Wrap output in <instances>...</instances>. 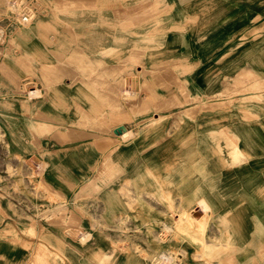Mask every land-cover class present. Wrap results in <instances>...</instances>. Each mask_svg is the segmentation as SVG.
<instances>
[{"label": "rangeland", "instance_id": "1", "mask_svg": "<svg viewBox=\"0 0 264 264\" xmlns=\"http://www.w3.org/2000/svg\"><path fill=\"white\" fill-rule=\"evenodd\" d=\"M1 53L0 264H264L215 201L264 179V0H0Z\"/></svg>", "mask_w": 264, "mask_h": 264}, {"label": "crops", "instance_id": "2", "mask_svg": "<svg viewBox=\"0 0 264 264\" xmlns=\"http://www.w3.org/2000/svg\"><path fill=\"white\" fill-rule=\"evenodd\" d=\"M107 126L111 127L112 125L110 124L106 125L105 128H107ZM115 126L117 129L119 128L118 124ZM90 132L91 131H87L86 134L92 136ZM143 139H144L143 136L142 138H138L136 140L137 143L135 146L139 147L140 146L139 142ZM97 141L102 143L103 158L106 157L108 154L110 155L111 153L110 140H108L106 136H102L97 138ZM84 156L86 159L89 158L96 159V164L100 163L102 160L101 155H97L94 152H88L84 154ZM152 167H156V165L152 164ZM222 170L217 171L215 177V194H216L215 201L217 204L223 205L222 211L221 212L217 211L216 219L219 220L220 216H223L222 218H225L224 217L225 215L227 219L230 216L229 214H225L230 211H228V209L227 211H225L224 208L225 204L228 203V200L225 201L224 199L225 198L224 190L227 189L225 188L226 185L231 183L232 185L231 187L233 189L231 202L234 204L235 207L238 206V208H234L231 216L233 220L238 218L237 221L238 220L241 221V223L239 224L240 240L238 242L234 241L232 243L231 245V247L233 248L232 250L254 254L253 256L254 258H257L258 260H262L264 262V255H263L264 254V191L263 194L259 197L258 196L255 197V195H253L252 192L256 187L255 186L256 182L259 181L258 182L259 185L264 184V179L259 178V180H256V175H255L256 170H255V166L253 165L247 164L234 168L231 174L226 176H224V172ZM204 202L207 203L206 201ZM246 226L248 229H245Z\"/></svg>", "mask_w": 264, "mask_h": 264}, {"label": "bare ground", "instance_id": "3", "mask_svg": "<svg viewBox=\"0 0 264 264\" xmlns=\"http://www.w3.org/2000/svg\"><path fill=\"white\" fill-rule=\"evenodd\" d=\"M90 1V0H89ZM12 2L13 3H15V4H17V3H20V0H12ZM110 2V1H109ZM60 3V2H59ZM86 2H84V4H85ZM91 3V2H90ZM82 4H83V2H82ZM90 4H88V5H86V6H89ZM92 5H94V4H92ZM103 5V4H102ZM85 6V5H84ZM8 7V6H7ZM24 7V6H23ZM23 7H19L20 8V11L21 12H25V8H23ZM57 8H58V6H57ZM49 9V8H48ZM24 10V11H23ZM121 10V9H120ZM19 11V12H20ZM27 11V10H26ZM50 18H54V19H56V18H58V19H60L59 17H58V15H57V13L56 12H52L51 13V17ZM126 19V18H125ZM139 20V19H138ZM21 21V20H20ZM57 21V20H56ZM126 21V20H125ZM125 21H123V22H125ZM49 22V21H48ZM58 22V21H57ZM22 23V22H21ZM50 23V22H49ZM54 23H55V21H54ZM59 23V22H58ZM127 23V22H126ZM56 24V23H55ZM127 26V25H126ZM125 27V26H124ZM126 28V27H125ZM18 30V29H17ZM20 32V31H19ZM147 35V34H146ZM46 35H44V37H45ZM8 43V42H7ZM11 45L13 44V41L11 40L10 42H9ZM102 47V46H101ZM8 48V47H7ZM10 48V47H9ZM77 50V49H76ZM48 51V50H47ZM64 52V51H63ZM4 53V52H3ZM10 53V52H9ZM2 54V53H1ZM70 55V54H69ZM20 56V57H19ZM19 58H20V60L21 61H19L18 60V63L17 64H19L18 66L19 67H26V62H25V60L24 59H21V58H24V56H27V48H25V49H22V51H21V53L19 54ZM137 56V55H136ZM2 58H3V60L4 61H6V63L8 64V65H0V74H4L5 73V71L7 70V69H10V68H14L15 66V63L14 64H12L11 63V60L12 61H14V60H16L17 61V56H13V57H11V56H9V55H7V54H2ZM25 63V64H24ZM53 63H47V68L46 69H48V67H49V69H50V67L52 68L53 67ZM51 70V69H50ZM49 70V71H50ZM46 71V70H45ZM48 71V70H47ZM142 71H143V69H142ZM11 72H13V71H11ZM10 73V72H9ZM14 73V72H13ZM47 73V72H46ZM142 73H144V72H142ZM48 75H49V73H47ZM133 75V74H132ZM136 75H138V74H136ZM50 76H51V74H50ZM133 76H135V75H133ZM49 77V76H48ZM24 78V77H23ZM50 78V77H49ZM52 78V77H51ZM20 79V78H19ZM60 79V78H59ZM133 79H134V81H138L137 79V76L134 78L133 77ZM46 80V79H45ZM14 81V79L12 80V82ZM61 81V80H60ZM45 82V81H44ZM47 82H48V80H47ZM24 83V82H23ZM18 86V85H17ZM25 86V85H24ZM24 86H22L23 88H24ZM47 86V85H46ZM37 90V89H36ZM47 91V90H46ZM33 92H36L37 94H39V91H33ZM48 92V91H47ZM35 94V93H34ZM132 94H133V92H132ZM120 95V94H119ZM125 95V94H124ZM41 96V95H40ZM130 96V95H129ZM29 98H30V96H28ZM121 97H123V96H121ZM134 97V96H133ZM124 98H126V97H124ZM129 98H127L126 100H128ZM161 116V115H160ZM158 118V117H157ZM160 119V118H159ZM155 121V120H154ZM158 121V120H157ZM152 123V122H151ZM150 123V124H151ZM149 125V124H148ZM148 127V126H147ZM126 130H124V131H122L120 134H115L116 135V137L118 136L119 137V139L120 138H125L126 137V135H128V134H130L129 132H130V130H129V132H125ZM115 133V132H114ZM166 133V132H165ZM111 134V133H110ZM129 136V135H128ZM231 137V136H230ZM126 139V138H125ZM108 140H109V138H108ZM115 140H117V139H115ZM124 140V139H123ZM114 141V140H113ZM119 141V140H118ZM232 141V140H231ZM231 146V148L229 149V155H230V157L231 158H235V157H237L238 156V154H241V152H240V149L237 147V146H232V145H230ZM119 148H121V149H123V146L122 147H120L119 146ZM119 150V151H122V150ZM198 202V201H197ZM200 203H201V206H202V209H204V210H206V209H208L209 208V206L204 202V201H202V200H200ZM199 206V205H198ZM195 211V210H194ZM208 211V210H207ZM188 212V211H187ZM193 214V213H192ZM203 214V213H202ZM192 216V215H191ZM194 218V217H193ZM195 220V219H194ZM201 221V220H200ZM199 221V222H200ZM195 222V221H194ZM198 222V223H199ZM191 223V222H190ZM85 237H87V236H85ZM84 239V238H83ZM227 241V240H226ZM224 244V243H223ZM226 245V244H225ZM226 247H227V245H226ZM114 248V247H113ZM97 251H99V250H97ZM99 253V252H98ZM95 255L97 256L96 258H98V255L95 253ZM101 255V254H100ZM104 255V254H103ZM163 255V254H162ZM111 256V255H110ZM103 258V257H102ZM104 259H105V257H104ZM108 259V258H107ZM170 259H171V257H170ZM164 260V259H163ZM168 260V259H167ZM165 261H166V259H165ZM166 262H168V261H166Z\"/></svg>", "mask_w": 264, "mask_h": 264}, {"label": "water", "instance_id": "4", "mask_svg": "<svg viewBox=\"0 0 264 264\" xmlns=\"http://www.w3.org/2000/svg\"><path fill=\"white\" fill-rule=\"evenodd\" d=\"M121 133V128L115 130V134H120Z\"/></svg>", "mask_w": 264, "mask_h": 264}]
</instances>
